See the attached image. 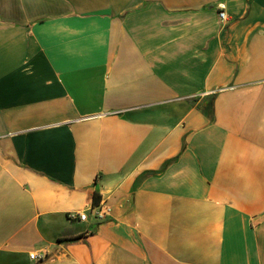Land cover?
<instances>
[{"label": "crops", "instance_id": "0c3cea01", "mask_svg": "<svg viewBox=\"0 0 264 264\" xmlns=\"http://www.w3.org/2000/svg\"><path fill=\"white\" fill-rule=\"evenodd\" d=\"M0 264H264V0H0Z\"/></svg>", "mask_w": 264, "mask_h": 264}, {"label": "built area", "instance_id": "2783aa9c", "mask_svg": "<svg viewBox=\"0 0 264 264\" xmlns=\"http://www.w3.org/2000/svg\"><path fill=\"white\" fill-rule=\"evenodd\" d=\"M219 8V18L221 20L226 19V5L220 4L218 5ZM93 215L96 220L103 221L110 215V208L107 207L104 204H101L98 208L93 210ZM89 218V215L87 212H80V213H69L68 219L72 222H85ZM30 258L34 261H44L47 258L46 253L36 254L32 253L30 254Z\"/></svg>", "mask_w": 264, "mask_h": 264}, {"label": "trees", "instance_id": "16d2710c", "mask_svg": "<svg viewBox=\"0 0 264 264\" xmlns=\"http://www.w3.org/2000/svg\"><path fill=\"white\" fill-rule=\"evenodd\" d=\"M98 203H99V196L97 194H95V196H94V205L96 206V205H98Z\"/></svg>", "mask_w": 264, "mask_h": 264}]
</instances>
